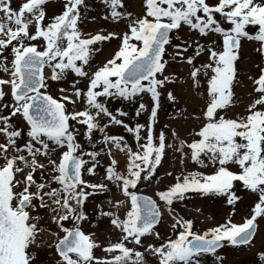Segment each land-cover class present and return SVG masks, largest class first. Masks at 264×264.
<instances>
[{
    "label": "snow or ice",
    "instance_id": "obj_1",
    "mask_svg": "<svg viewBox=\"0 0 264 264\" xmlns=\"http://www.w3.org/2000/svg\"><path fill=\"white\" fill-rule=\"evenodd\" d=\"M228 249L264 264V0H0V264Z\"/></svg>",
    "mask_w": 264,
    "mask_h": 264
},
{
    "label": "rangeland",
    "instance_id": "obj_2",
    "mask_svg": "<svg viewBox=\"0 0 264 264\" xmlns=\"http://www.w3.org/2000/svg\"><path fill=\"white\" fill-rule=\"evenodd\" d=\"M89 27H95V25H89ZM131 111V109L129 108ZM143 122V121H141ZM122 131V130H121ZM169 166V165H168ZM171 170V167H164V169H160V175L163 176L165 170ZM164 170V171H163ZM168 181L166 180L165 183ZM180 207L184 208L185 212L189 214H194L193 212L196 210V208L203 209V215H199V219L203 220L206 216L212 214L214 211V204L212 201H202L201 199L197 197H192L191 200L187 201L185 204L181 205ZM196 215V214H194ZM227 256L226 264H250V261L252 259L251 253H247L245 251H236V250H225V253ZM97 255H100L98 252Z\"/></svg>",
    "mask_w": 264,
    "mask_h": 264
},
{
    "label": "bare ground",
    "instance_id": "obj_3",
    "mask_svg": "<svg viewBox=\"0 0 264 264\" xmlns=\"http://www.w3.org/2000/svg\"><path fill=\"white\" fill-rule=\"evenodd\" d=\"M169 165V166H168ZM165 167H168V168H170L171 167V161H169L168 163H166L165 164ZM164 169V168H163ZM164 171V170H163ZM194 214H196V210L193 212ZM196 215H198V214H196ZM201 216V215H200ZM162 231H163V229H162Z\"/></svg>",
    "mask_w": 264,
    "mask_h": 264
}]
</instances>
